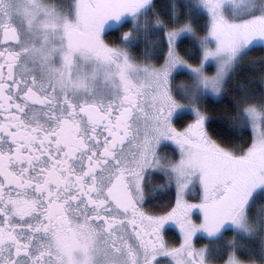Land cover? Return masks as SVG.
<instances>
[{
    "label": "snow or ice",
    "instance_id": "6c2138e0",
    "mask_svg": "<svg viewBox=\"0 0 264 264\" xmlns=\"http://www.w3.org/2000/svg\"><path fill=\"white\" fill-rule=\"evenodd\" d=\"M0 264H264V0H0Z\"/></svg>",
    "mask_w": 264,
    "mask_h": 264
},
{
    "label": "trees",
    "instance_id": "16d2710c",
    "mask_svg": "<svg viewBox=\"0 0 264 264\" xmlns=\"http://www.w3.org/2000/svg\"><path fill=\"white\" fill-rule=\"evenodd\" d=\"M223 110H224L223 108H217L214 110H210V115L216 116V115L220 114ZM204 242H206V241H201V243H204Z\"/></svg>",
    "mask_w": 264,
    "mask_h": 264
}]
</instances>
